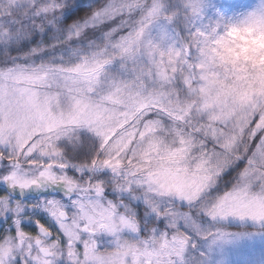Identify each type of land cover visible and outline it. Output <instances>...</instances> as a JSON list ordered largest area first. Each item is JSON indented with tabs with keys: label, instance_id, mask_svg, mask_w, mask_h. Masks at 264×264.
<instances>
[{
	"label": "clouds",
	"instance_id": "clouds-1",
	"mask_svg": "<svg viewBox=\"0 0 264 264\" xmlns=\"http://www.w3.org/2000/svg\"><path fill=\"white\" fill-rule=\"evenodd\" d=\"M207 2L201 0L194 9L191 0H172L173 6L162 13L171 21L184 51L189 46L193 50L190 60L181 61L186 71L150 89L165 96V112H171L173 119L158 114L149 117L152 108L126 115V110L112 106L100 125L101 136L87 124L75 123L73 105L65 92V82L77 83L73 74L84 55L77 56L74 50L84 49L89 42L81 44L84 33L74 38L73 26L90 16L93 8L59 21L54 15H38L49 0H0V30L9 39L31 41L36 30L40 33L37 42L27 48L5 50L0 70L12 66L50 70L38 76L25 73L6 84L19 117L0 135V168L4 169L0 180L11 186L10 191L0 193V217L10 218L0 231V264H65V251L71 260L80 248L76 242L98 229L114 236L117 247L106 244L97 255L118 257L120 264H147L142 260V245L153 239L154 229L167 230L177 242H193L194 236L214 238L217 229L213 231L208 222L219 217L216 198L240 184L247 161L222 194L212 197L208 190L233 161L250 153L251 135L264 129V23L255 22L264 12V0L235 17L213 13ZM33 83L39 86L29 87ZM21 90L30 104L20 101ZM222 93H226L222 101L213 105L211 100ZM210 108L225 125L219 131L227 144L225 139L219 141V148L214 147L215 141L208 143L213 161L198 169L205 140L195 133L206 131ZM182 139L186 145L180 143ZM180 148L186 149L182 158H170ZM173 172L195 178L186 181L178 193ZM205 180L206 187L197 190L195 185ZM246 182L255 185L256 191H264V163H256ZM44 184L58 185L69 197V204L59 199L56 210L49 212L57 230L39 221L38 231L25 230L18 222L21 212L35 213L48 198L27 202L23 196ZM17 189L19 199L13 195ZM82 191L104 194L106 211H97L104 207L99 199L79 200ZM106 192H111L112 198ZM88 259L85 249L80 264Z\"/></svg>",
	"mask_w": 264,
	"mask_h": 264
},
{
	"label": "snow or ice",
	"instance_id": "snow-or-ice-1",
	"mask_svg": "<svg viewBox=\"0 0 264 264\" xmlns=\"http://www.w3.org/2000/svg\"><path fill=\"white\" fill-rule=\"evenodd\" d=\"M75 3L76 0H49L48 7L38 15L40 17L54 15L58 18L62 11H70ZM191 4L194 9L199 8L201 0H191ZM35 7L36 5H33V9ZM166 7L165 0H104L103 5L94 7L91 15L82 23L73 26L74 38H79L89 27L99 28L106 23L112 25L106 31H101L97 40L89 41L84 49L74 50L77 56L84 54L77 65L79 74L77 83L72 85L65 82L66 98L73 105L72 118L75 123L87 124L102 136L100 125L108 118L112 106H119L122 111L126 110V115H139L146 108H152L153 111L148 113L149 117L158 114L169 121L173 119L171 112H165L168 106L165 96L158 90L150 91V89H157L158 82L175 80L182 71H186V65L181 61L190 60L193 50L189 46L188 51L185 52L177 41L176 33L170 27L171 21L166 20L162 15ZM255 22L264 23V12ZM174 68L175 71H173ZM49 71L44 66L36 69L12 66L0 70V135L19 117V113L13 109L12 95L6 84L13 77H21L25 73L38 76L41 72ZM56 71L51 70L53 73ZM80 75L84 78L80 79ZM56 78L59 80V76ZM77 88L79 91L76 90ZM18 95L24 104L31 103L30 98H26L22 90ZM224 95L226 93L217 95L211 100L212 104H219ZM206 115L209 116L205 125L206 131L195 133L205 140L202 145L205 150L196 165L198 169L208 167L213 161L214 157L207 148L208 143L215 141L214 147L219 148V141L225 139L227 144L224 134L219 131V128L225 125L219 123L214 108L207 109ZM261 132H264V129L251 135L250 153L237 158V160L247 161V167L241 174L240 184L216 198L219 219L237 217L241 220L250 219L254 223L264 224V191H256L255 185H249L246 182L248 176L253 174L256 163H264V138L261 137ZM180 143L186 145L183 139ZM185 150L180 148L173 151L170 158H182ZM3 172L4 169L0 168V173ZM171 175L176 181L175 188L178 193L182 191L186 181L195 178L194 175H180L175 172ZM0 183L5 184L7 181L0 180ZM206 185L205 180L198 182L195 187L199 190ZM50 186L58 185H43V187ZM103 195L95 196L89 191H82L78 199H99L104 204ZM58 206L59 199L48 197L40 209L46 210L49 214ZM106 209L107 204H104V207H98L97 211L103 214ZM4 211L7 213L8 210L4 209ZM37 214L35 212L32 216L26 217L21 212V219L18 221L20 226L22 227L23 220L30 218L36 225L35 231H38L37 221L39 220L35 219ZM213 235L212 240L215 241L222 239L226 233L217 229ZM101 236H109V239L102 241ZM76 243L80 245L77 255L69 260L65 251V264H80L84 260L85 249L89 256L85 264H120L118 257L97 255L106 244L117 247L115 237L107 232L99 229L90 231L84 239ZM190 244H192L190 239L177 242V238L172 237L167 230L154 229L153 239L143 242L145 256L142 260H146L147 264H156L157 261L160 264H186V253Z\"/></svg>",
	"mask_w": 264,
	"mask_h": 264
},
{
	"label": "rangeland",
	"instance_id": "rangeland-1",
	"mask_svg": "<svg viewBox=\"0 0 264 264\" xmlns=\"http://www.w3.org/2000/svg\"><path fill=\"white\" fill-rule=\"evenodd\" d=\"M102 1L104 3V0ZM165 2L167 7L173 6L172 0H165ZM103 3L100 6H102ZM259 3L260 0H208L207 6L213 13H219L224 17H235L238 14L251 9L253 6H258ZM0 18L3 19V17ZM111 26V23H106L99 28H87L99 30L93 34V36L85 39V43L82 44L86 45L88 41L95 40L100 36L101 31H106ZM245 51L247 52L248 50L246 49ZM73 75L77 78L79 74L76 72ZM79 78L83 79L84 77L80 75ZM34 79L35 77H33V80ZM38 86L39 85H36L35 83L29 85V87ZM47 86L48 85H45L44 87ZM66 91L67 89H65V92ZM244 163V160H238L231 167H234L235 165H241L240 167H243ZM226 172H224L223 175ZM218 186L219 182L211 186L208 192L212 190L214 196H209L215 197L226 190L225 189L221 192L219 190H213L214 187ZM10 189L11 186L0 183V193L8 192ZM13 195L17 199L21 198L18 189ZM105 195L110 198L112 193L106 192ZM40 197H54L60 199L66 205L69 204V197L65 195L63 189L59 186L41 187L39 189L28 191L23 196V199L27 202H32ZM140 207L141 205L138 204L137 209L139 210ZM36 213L38 214L35 215V219L46 224V226L51 227L52 230H57L58 226L46 210L38 209ZM33 214L34 213L32 212L25 213L26 217H30ZM9 219L10 218L0 217V231L5 229ZM208 223L213 231L220 229L226 233V235L222 239L215 241L204 237L194 236L192 238L193 242L189 245L186 253V264H264V226H261L259 223H254L250 219L241 220L237 217H228L226 219L218 218L216 221H209ZM159 226H164L162 220L159 221ZM22 227L28 231H35V223L30 218L22 221Z\"/></svg>",
	"mask_w": 264,
	"mask_h": 264
},
{
	"label": "trees",
	"instance_id": "trees-1",
	"mask_svg": "<svg viewBox=\"0 0 264 264\" xmlns=\"http://www.w3.org/2000/svg\"><path fill=\"white\" fill-rule=\"evenodd\" d=\"M102 3H103L102 0H76L75 6L72 7L70 11H66V12L62 11L61 15L57 18V20L67 21L68 19H71L74 16H77L86 10H89L91 8H94V7H99ZM0 20H2V18H0ZM50 30H51L50 27H49V29L45 30L44 39L46 41L49 39V37L47 36V32ZM98 30L99 29H97V30L86 29L84 32L85 39L93 36V34H95ZM100 30H102V29H100ZM0 37H1V39H0V57H2V53L5 50L15 52L16 50H18V48L24 49V48L29 47V43H36L37 40L40 38V33L38 30H36L34 35L31 37V41H29L27 39H21L19 41L14 40V39H9V37L7 35H5L2 30H0ZM75 42H76V40H73V43H75ZM82 43H85V41L82 40L81 44ZM36 59H39L38 55L36 56ZM240 166L241 165H235L234 167H231L230 169H228V171L222 176V178H220L218 180L219 186L214 187L213 190H219L221 192V191H224L225 189H228L231 186L233 179L235 178L236 172L238 171V169L242 168ZM208 195L214 196L213 191L212 190L209 191ZM110 198H112V196Z\"/></svg>",
	"mask_w": 264,
	"mask_h": 264
}]
</instances>
